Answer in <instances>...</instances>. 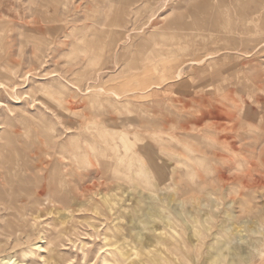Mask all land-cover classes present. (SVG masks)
Masks as SVG:
<instances>
[{"label":"rangeland","instance_id":"1","mask_svg":"<svg viewBox=\"0 0 264 264\" xmlns=\"http://www.w3.org/2000/svg\"><path fill=\"white\" fill-rule=\"evenodd\" d=\"M237 2L0 0V255L42 262L47 225L46 239L66 231L67 264H102L118 203L92 208L123 190L127 218L142 204L159 231L129 233V264H151L133 252L157 240L170 264H264V0ZM114 144L136 172L116 166ZM50 177L62 185L35 219Z\"/></svg>","mask_w":264,"mask_h":264},{"label":"bare ground","instance_id":"2","mask_svg":"<svg viewBox=\"0 0 264 264\" xmlns=\"http://www.w3.org/2000/svg\"><path fill=\"white\" fill-rule=\"evenodd\" d=\"M237 1H238L237 5L240 6V8L242 7L243 8V9L241 8L242 11L245 12L247 10L246 8H247L248 4L250 2H252V1H254V0H237ZM209 5L214 7L215 4L214 3H209ZM260 9H256V10H260ZM255 15H257V14H254V16ZM263 20H264V17H263ZM103 142H104L105 146L107 144H110L106 140L105 141L101 140L100 143H98L96 140H94V141L91 140V147L94 149V153H95V155L97 157H98L97 153L99 152V150L103 149V147H104ZM112 146L115 147V149H117V153H118L117 156H116V162L114 160L116 166L117 167H121V166L122 167H126L127 169H129V171L136 172L135 170H133L134 162H135V161L133 162V160H134L133 156H132L133 152L130 151V152H127L126 154L124 153L125 155H122L121 152H119V147H118L117 144H114ZM126 147H127L128 150L130 148H132L129 145V143L126 144ZM82 150H83V148H82ZM115 152H116V150H115ZM77 156H74V157H71V158L72 159H76ZM153 160H154V162H156V159H153ZM75 162H77V160H75ZM9 163L5 164V167H8L7 169H9V167H11V169H12V167H14L16 165V163L12 164V165H10ZM54 163H56V162L54 161ZM88 163H90V160L88 161ZM144 167L145 166H143V168ZM129 171H128V173H129ZM140 171H142V170H140ZM143 172L145 173L146 170L143 169ZM143 172H141V173H143ZM58 180L59 179H57V178L50 177L47 180V182H48L47 185H46L47 189L43 186V188L38 192V194L36 196V199L32 203V207H33L32 208V215H33V217L35 219H38V218H40L43 215V213L40 211L39 206H40V204H43V201L45 200V196H44L45 193L48 191L49 195L54 196V194L56 192L55 188L57 187V185H62L61 182L57 183ZM129 183L131 184V186H134L135 188L137 186H140V184L137 183L136 181H134V179H131L129 181ZM151 183H152V185H155V183L153 181ZM151 183H150V185H151ZM121 188H122V185L119 186L118 188H114V189L118 190V189H121ZM148 190L157 191V188L155 186H152V187H149ZM119 195H121V196L123 195V190H122V193L117 192L114 195H109V194L108 195H104L102 197V202L103 203H99L98 202L92 208L97 214H101V215L107 216V214L104 211V207L103 206H105L109 210H114L116 208L115 204L118 203L117 209L114 212L115 217L112 218V220H111L112 224L109 225L107 227L106 231L104 232V240L105 241H104V244L101 246V249H102L101 252L103 253L102 257H101L102 264H129L127 262L126 257H125L126 253H127L125 251V249H126L127 245H129L128 241H126V239H129V237H130L129 233L131 231H135L137 236L140 237V239L144 238V236H145L144 228L146 230L151 231V232L153 231L155 233H159L158 227L152 225L151 222H149L146 218H143V216H142L143 205L142 204H139V208H137V211L139 212V214L138 215L136 214V215L132 216V218L128 219L127 215H126L127 212H126V214H125V212H123V210L127 209V207L125 206L124 209H123L124 205H123V203H120L121 199L118 198ZM155 198H157V197H154V199ZM0 199H3V197H0ZM47 200H49V199H47ZM173 201L174 200L172 198H170V197L169 198L164 197L161 200L158 199V202L160 203V210L161 211H167V208L165 206L168 205L169 208L172 209V213L173 214H175L177 217H181V214L184 211L183 205L182 204H178V203H173ZM142 202L144 203V200ZM166 203H167V205H166ZM48 209H50V208H48ZM52 211H53L52 209L46 210L45 213L52 212ZM58 213H60V212H58ZM72 214H73V210L66 209L64 213L60 214V216L59 215L56 216L58 218V221H56L57 222L56 223L57 226L61 227V225H63L67 221V219L70 216H72ZM134 218L138 219L137 223L133 222ZM170 218L172 219V217H169V220H170ZM123 219H127L128 223H130L131 225L129 227H126ZM115 220H117V221H115ZM127 229H128V231L125 232ZM41 231H42V236L40 237V239L37 242L34 243V248L38 249L39 251H42V252L46 251V254L42 255L43 256L42 262H38V261H31L30 262V261L27 260V258L30 255H36V251L33 249V250H31L30 253L24 252L22 256H19L17 253H14V254H2V255H0V264H67L66 260L69 259V258H65V254H64L63 250L59 248L60 244L55 241L56 237H59L61 234L65 233L66 231L65 230H59L60 232L59 233L57 232L58 234H54V235L49 236V239H46L47 236H45V235H49V233H50V229L47 228V225H46V227L45 226L42 227ZM195 232L198 233L197 230H195ZM156 236H157L156 234H154V235L152 234V236L149 237L148 239H152L153 237H156ZM153 239H155V238H153ZM153 242L154 241H152V243ZM156 242L157 243H154V244H152V243L151 244H149V243L148 244H143L142 243L141 247L139 249L135 248L136 251L133 252V255H136L138 257L140 255H143L145 257V259L148 262H150L151 264H170V261H168V259L165 256V252L166 251L164 250V247H161V245H163V246L166 245L165 242L162 241V240H157ZM158 244H160V245H158ZM153 248H157V250H154ZM232 248L233 247H231V249ZM220 253L223 256V257H221L223 262H225L226 256L228 255V253L225 252V250H223V251L221 250ZM217 258L214 259L215 262H218V260L220 259V258H218V259ZM133 262H134L133 264H137L136 260H134Z\"/></svg>","mask_w":264,"mask_h":264}]
</instances>
